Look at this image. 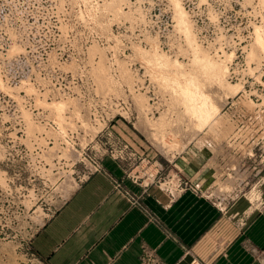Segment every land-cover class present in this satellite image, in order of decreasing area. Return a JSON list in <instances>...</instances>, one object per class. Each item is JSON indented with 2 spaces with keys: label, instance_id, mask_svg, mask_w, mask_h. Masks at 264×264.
I'll list each match as a JSON object with an SVG mask.
<instances>
[{
  "label": "rangeland",
  "instance_id": "1",
  "mask_svg": "<svg viewBox=\"0 0 264 264\" xmlns=\"http://www.w3.org/2000/svg\"><path fill=\"white\" fill-rule=\"evenodd\" d=\"M104 1L106 2L0 0V264H45L32 249L34 236L82 182L96 171V164L104 169V159L115 160L116 156H112V151L116 144L121 142L131 148L115 131L118 124L134 131L144 142L146 151L145 155H141V159L138 158L136 163H130L128 160L123 162L129 169L137 170V174L146 178V182H150V175L155 177L161 169V177H168L167 182L175 177L172 172L173 165L169 162L177 155L193 148L200 151L211 150L214 160L218 158L217 165L210 164L216 169L217 182L206 196L224 208L238 197L245 195L248 198L254 191L259 199L255 202L263 204L256 188L264 168V67L259 68V65L255 64L257 61L249 64L247 60L248 51L254 43L255 27L264 30L263 1L179 0L193 21L198 42L205 50L214 57L218 53L217 56L220 57L215 58L216 60H225L222 56L234 54L229 62L231 75L228 82H244L245 93L227 100L226 106L222 108L220 117H223L230 128L226 142L206 139L210 133L207 131L211 130L208 129L206 134H199L200 137L196 140L201 144L193 142L186 150L182 149L184 152L173 151V159L164 155L153 143L148 121L140 114L134 99L135 94L146 92L154 110L160 108L157 109L159 111L152 112L154 117L166 112L168 107L164 105L170 102L169 94L165 95V92H169L160 88L157 82L153 83L151 74L149 77L150 66L148 67V64H145L147 62L142 59L143 53L137 51L139 48L146 53L150 51L151 40L148 41L146 37H157L161 51L173 60H184L183 63L189 61L179 50L178 44L183 40L174 31L173 6L169 3L170 0H129L128 3H131L127 5H131L133 11L136 10L135 15L130 14L131 19L116 18L113 13L105 11ZM124 11L127 12L128 9ZM139 13H142V16H139ZM213 18L215 20H212ZM15 45L22 51L14 53L13 56L8 55ZM95 45L99 49L98 52L100 51L93 52L96 56L90 50ZM119 61L126 67L117 64ZM143 61L145 63H142ZM99 66H105L108 72H111L108 73L111 80L107 79L110 82L107 84L108 81H101L103 85L108 87L115 81L110 85L113 89H108L109 92L101 83L98 85L100 80L95 74L97 72L99 75ZM98 67L100 69H97ZM256 67V72L249 71ZM126 68L130 74L133 73L135 80L145 81V86H141L134 80V95L127 80L122 82ZM95 69L98 71H94ZM121 69L126 72H121ZM145 70L149 72L146 74ZM121 73L124 74L120 76ZM258 78L260 83L256 81ZM24 82L26 84H22ZM30 87L33 92H28ZM161 89L163 92L165 90L164 94ZM163 96L167 102L162 101ZM243 97H248L256 104L255 115L240 105ZM38 99L40 103L46 101L48 104L54 100L58 103L75 99L74 102L78 104L73 107V104H69L68 110L64 112L63 130L66 134L56 125L52 110L46 109L43 103L39 104ZM158 100L162 102V106ZM221 100L217 101L219 105L223 103ZM73 110L77 111L74 113ZM113 110L116 113L114 115L111 114L114 113ZM152 114L150 118H154ZM28 122L34 124L35 130L40 127L43 130L30 133ZM190 130L186 132L188 139L194 134V131ZM56 134L58 138L55 137ZM179 139L183 140L182 137ZM228 142L233 144L228 146ZM66 143L72 146L70 148L74 152V159L60 158L61 149L69 147ZM224 145L228 147L224 148ZM53 147L56 149L49 153ZM131 150L133 151L132 148ZM135 164L139 166L138 169ZM219 179L222 182L228 180L232 192H218ZM174 183L175 185L163 183L162 186L175 191L177 181Z\"/></svg>",
  "mask_w": 264,
  "mask_h": 264
},
{
  "label": "crops",
  "instance_id": "2",
  "mask_svg": "<svg viewBox=\"0 0 264 264\" xmlns=\"http://www.w3.org/2000/svg\"><path fill=\"white\" fill-rule=\"evenodd\" d=\"M115 131L139 159L145 155L134 131L119 124ZM214 158L211 150L193 148L169 162L175 177L168 183L182 179L192 189L199 184V192L168 191L162 169L146 182L125 162L104 159V169L91 173L39 229L33 251L45 264H264V168L256 188L262 205L244 195L222 208L206 197L216 169L202 170L217 165Z\"/></svg>",
  "mask_w": 264,
  "mask_h": 264
},
{
  "label": "bare ground",
  "instance_id": "3",
  "mask_svg": "<svg viewBox=\"0 0 264 264\" xmlns=\"http://www.w3.org/2000/svg\"><path fill=\"white\" fill-rule=\"evenodd\" d=\"M128 1L129 0H106V2L104 1V9H105V11H107L109 13H113L114 14L113 17H115V16H116V18H120V17L129 18L130 17V19H131L130 14L132 16H134L136 10L133 11L130 8L131 5H129V6L127 5ZM262 1L264 3V0H262ZM129 3H131V2H129ZM169 3H171L172 6H173V18L172 19L174 20V26H173L174 27V31L176 32V34L178 33L181 36V39L183 40V41L181 40L182 42L178 44V45H180L179 46V50L184 55H186L188 57V58L185 57V59L186 58L189 59L188 63H183L184 60L181 62L177 58H175V60H173L171 57L168 56V54H166L163 51H161V49H160V43H159V40H157L158 39L157 37H156L157 39L156 38H153V37H146V39L148 41L151 40L149 42L150 43L149 45H151V48H150V51H148L147 53L144 52V50L141 51V48H139V50H137V51H140V52L143 53L142 54V53L137 52V53H139V55L142 54L141 55L142 59H144V61L147 62V63H145L143 61L142 63L148 64V67L150 66V68H148V69L150 70L151 73L149 72V70L148 71L145 70L146 71L145 73L147 74L149 72V77H150V74H151V77H153L152 79L150 78L151 80H154L153 83L155 84L157 82L158 85L160 86V88L162 87L167 92H169V93H166L165 90H164L165 95H168L169 94V99L168 100L170 102H167L166 97H164V96L161 97L163 99L162 101L165 100V102H167L168 106H167V104H165L164 107L165 106L168 107V110H166V112H164V113H161L159 117H154V114H152V112L155 111V110H157V109L160 110V108H155V110H154L153 105L150 103V99L148 98L149 96H147L146 92L145 93H141L140 92L138 94H135L136 90L134 91L135 88H133V86H132V85L136 86V84L133 83L134 80H135L134 79L135 77L132 76L133 73L130 74L131 72L128 71L127 68H126L127 72L124 71V69H121V72L123 70V72H126V74L121 73L120 76H122L124 74V76H122V77H124V79H123L124 81H122V82H125L127 80L126 82L129 83L130 84V87H132L131 89H133L131 93L133 94V92H134V94H135V95L134 94L133 95H134L135 103L137 105L136 107L139 110L140 114L141 115L143 114V117H145V119H147L146 121H148L147 122L148 129H149V132H152L151 137H152L153 143L157 145V146L156 145L155 146L164 155L170 156V158L173 159L172 154H171L173 151L184 152L183 150H186L187 147H188V145H190V143H193V142L194 143H198V142H196V140H197L198 137H200L199 134L205 133L208 129H211V130L207 131V132H210V133H209L208 137H206V139L208 138L209 140L211 139V140H214L216 142H221V143H223L224 141L226 142L228 140L226 137H228V134L230 133L229 132L230 131V128H228V125L226 124V122H224L223 117H220L221 114H222V110H223L222 108H224L226 106L225 104H227L226 103L227 100L239 96L242 92L245 93V91H244L245 89H244V85H243L244 82H241V81L240 82H237V83L228 82V80H229L228 78H230V75H231V69H230V66H229V62H231L230 59L232 58V56L234 54L227 56V54H225L224 52H222L223 54L226 55V56H222V57L225 58V60H216L215 58L220 57V56H217L218 53L215 54L216 57H214V56L211 55L212 53H209L207 50H205L203 48V46H201L199 44L198 39H197V35H196V31H195L196 29H195V26L193 24V21L191 20V18L188 15V13L185 11V9L182 6L181 2L179 0H170ZM123 7H125L126 10L128 9V11L125 12L124 11L125 9ZM140 14L142 16V13H139V16H140ZM139 18L141 19L142 17H139ZM132 19H133V17H132ZM212 20H215V19L213 18ZM254 34H255V36H254L255 38H253L254 39V43L251 45L252 48L250 47V49H251L250 51L247 50L249 52L247 54L248 55L247 60H248V63L249 64L251 62L257 61V63H255V64L256 65L258 64L259 65V68H261V66L264 67V65H262V63H264V30H261V28L255 27ZM230 42H231V40H230ZM173 45L171 44V46H173ZM178 45H177V48H178ZM17 47H16V45H15V47L12 46V49H10L11 51H10V53L8 55L11 54V56H13L14 53L16 54V53H19L20 51H22V49L19 51L20 48L18 49ZM96 48H97V50H96ZM245 48L247 49V47H245ZM244 49H242V50H244ZM246 49H245V51H246ZM90 50H91V53H93V52L97 53L99 49L95 45V46L91 47ZM179 50H177V51H179ZM179 56L181 57V55H179ZM100 59L102 60V58H100ZM118 63L120 64V61L117 62V64ZM120 65H118V66H120ZM99 67H101V69ZM99 67L97 68V69H100L99 70L100 71L99 72V75H97V72L95 74L96 76H98L97 77L98 80H100V81L96 80V81H98V85H100L101 81L102 82L105 81L104 83H106L109 79L111 80V78L108 77V76H110V75H108V73H109L108 72V69H106L105 66H104L105 69L102 66H99ZM124 67H126V66H124ZM146 67H147V65H146ZM249 67H250V65H249ZM145 69H147V68H145ZM257 69H258V67L251 68L249 71H251V73H252V72H256ZM94 71H98V70L95 69ZM112 79H113V77H112ZM137 79H138V77H137ZM259 79L260 78H258L256 81H259ZM135 81H138V84H141V86H145V81L143 82L141 79H138V80H135ZM260 81H259V83H260ZM109 82L110 81H108L107 84ZM113 82H115V81H113ZM113 82H111V84ZM95 83H97V82H95ZM22 84H26V83L24 82ZM111 84H109V86L106 87L107 85L105 86V85H103V83H101V85L105 86L106 87L105 89H107V90L108 89H111V88L113 89V87H110ZM158 85H156V86H158ZM262 85L264 86V84H262ZM125 86H127V85L125 84ZM23 87H24V85H23ZM160 88L158 87V90ZM210 88L212 90H214V91H212ZM102 89L105 90L104 87ZM163 89H161V91ZM31 91L33 92V88L32 87H30L28 89V92H31ZM148 91H150V90L148 89ZM161 91H160V93H161ZM9 92H11V91H9ZM106 92H105V94H106ZM108 92H109V90H108ZM164 92H163V94H164ZM254 93L255 94H258L256 92H254ZM35 94H37V93H35ZM154 94H157V93H154ZM163 94H160V95L162 96ZM215 94H217V95H215ZM28 95H30V94H28ZM59 96H60V94H59ZM98 96H99V94H98ZM245 96H247V95H245ZM64 97H65V95H64ZM257 97H258V95H257ZM217 98L219 100L223 99V100H221V101H223V103L221 102L222 104L219 105L217 103V101H218ZM249 98H250V96H249ZM249 98L248 97L247 98L246 97H243V99H241V101L239 100L240 101V105L244 106V108L246 107L248 109L249 113L252 111V114L255 115V112L254 111L257 108V106ZM62 99H63V97H62ZM69 99L66 100V101L65 100H62L61 101L60 100L61 102H58V103H56L57 101L54 100V102L53 103H50V104H48L46 101H43V102L41 101L43 103L42 104V103L39 102L40 99H38V103L39 104L44 105V107L46 106V109L49 108V110H52L53 114L55 115L54 117H55V122L57 123L56 125H59L61 127V130L62 131H64L63 130L64 129L63 120H64V114H65L64 112L66 111V109L68 110V108H69L68 105L70 104V106H71V104H73L72 105V107H73L75 104L76 105L78 104L77 102L76 103L74 102L75 99H72V100H69ZM263 99H264V97H263ZM156 100H157V98H156ZM153 102H154V100H153ZM158 102H160V101L158 100ZM158 102H157V104H158ZM160 103H161L160 106H162L163 105L162 102H160ZM263 104H264V100H263ZM157 106L160 107L159 105H157ZM75 109H76V107H75ZM89 110H91V109H89ZM159 110H157V111H159ZM73 111L75 113V111H77V110H73ZM23 113H24V111H23ZM50 113H51V111H50ZM151 114H152V117H154V118H150L149 117V116H151ZM141 115H140V117H141ZM254 118H255V116H254ZM29 122H30V120H29ZM72 125H74V124L72 123ZM100 126H101V124H100ZM40 128L38 130H41L42 131L43 129H40ZM75 128H76V126H75ZM36 129H37V127H36ZM190 129H192V131H194V134H192L189 137V139H188V138H186V136H187L186 132L188 130H190ZM38 130H35L34 124L29 123V125H28V131L29 132L31 131L30 133L33 132V134H34L35 133L34 131H38ZM88 131H90V130H88ZM189 132H191V130ZM63 133L66 134L65 131ZM184 133L186 135H183ZM33 134H32V136H33ZM72 134H74V133H72ZM94 134H95V132H94ZM57 135L58 134H56V136L55 135L54 136L57 137ZM180 137H182V139L184 140V142H183V140H180V139H179L180 141L178 140V138H180ZM50 139H51V137H50ZM201 139H202V137H201ZM169 141H171V142H169ZM198 141H200V139ZM204 142H205V140H204ZM206 142H207V140H206ZM66 144H68V143H66ZM178 144H182V145H178ZM198 144H201V142L198 143ZM55 145H56V143H55ZM68 146L69 147H66V149H61L62 150L61 152L59 150V152L61 153L60 158L61 157L62 158H65V159H72V158L74 159L75 158L74 152L70 148L71 145L68 144ZM55 149H54V147L53 148H50V150H49L50 152L49 153H53V151ZM72 149H74V148H72ZM222 150H224V149H222ZM48 156H50V154ZM210 164L211 163L207 164L205 166V168L202 170V172H205V171L209 170L210 169ZM232 167H234V166H232ZM235 169H236V167H235ZM150 177H153V176L150 175ZM219 180H221V179H219ZM219 180H218V183H217V185H218L217 191L218 192H222V193H225V192H228V191L229 192L230 191L232 192V189H231L232 186H231V183H228V180L223 181V182H222V180L221 181H219ZM230 180H232V179H230ZM165 184H169V183L167 182ZM248 198H249V200L252 203H254L255 200H259L257 194L254 191H253V193H251V194L248 195ZM39 211H42V210H39Z\"/></svg>",
  "mask_w": 264,
  "mask_h": 264
},
{
  "label": "built area",
  "instance_id": "4",
  "mask_svg": "<svg viewBox=\"0 0 264 264\" xmlns=\"http://www.w3.org/2000/svg\"><path fill=\"white\" fill-rule=\"evenodd\" d=\"M114 112V110H113ZM110 114V113H109ZM111 114H116L115 112L114 113H111ZM112 156H116L114 157L115 160L117 161H130L131 162H137L138 161V157L136 155V153L134 151L131 150V148L127 145V144H124V143H118V145L116 144L115 146V149H113L112 151ZM144 162V161H143ZM143 162H141V164H143ZM96 171H101L103 170V168L99 165L96 164ZM149 178H152V180H155L156 179V176L155 177H149ZM168 178V177H167ZM166 177H161L160 181H161V184L163 185V183H167ZM137 180V179H136ZM177 186H176V189L178 190H186V189H192L190 183L188 181H185V180H182V179H179L177 180ZM116 186L117 188H122V184L121 183H117L116 182ZM194 192H199L201 191V187L199 186V184H195L194 188L192 189ZM170 191V190H168ZM127 194L130 196V198L132 199L133 203L134 204H138L140 205L139 203V200L136 199L134 196H131L129 192H127ZM209 195V194H208ZM207 198L210 199V197L206 196ZM262 205V204H260Z\"/></svg>",
  "mask_w": 264,
  "mask_h": 264
}]
</instances>
